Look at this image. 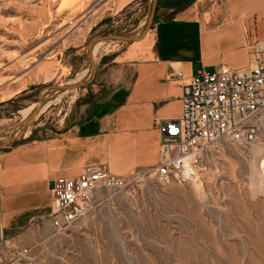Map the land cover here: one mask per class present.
<instances>
[{
  "label": "rangeland",
  "instance_id": "rangeland-1",
  "mask_svg": "<svg viewBox=\"0 0 264 264\" xmlns=\"http://www.w3.org/2000/svg\"><path fill=\"white\" fill-rule=\"evenodd\" d=\"M169 1L0 0V153L89 128L124 102ZM135 42L142 48L132 55ZM206 152L196 182L158 185L154 166L137 169L124 189L98 190L90 214L64 233L45 211L36 226L5 231L0 248L17 238L33 246L36 264H264V135L256 144L224 138Z\"/></svg>",
  "mask_w": 264,
  "mask_h": 264
},
{
  "label": "crops",
  "instance_id": "crops-1",
  "mask_svg": "<svg viewBox=\"0 0 264 264\" xmlns=\"http://www.w3.org/2000/svg\"><path fill=\"white\" fill-rule=\"evenodd\" d=\"M154 25L151 58L139 67L124 102L111 113L89 128L52 130L0 153V237L26 223L36 226L40 214L50 210V182L57 177L107 164L129 179L137 169L156 166L161 156L157 120L181 115L182 85L190 76L203 67H252L258 42L264 46V0L211 6L197 1ZM141 45L135 42L129 53L137 54ZM175 69L183 75H175ZM3 243L31 246L17 238Z\"/></svg>",
  "mask_w": 264,
  "mask_h": 264
},
{
  "label": "built area",
  "instance_id": "built-area-1",
  "mask_svg": "<svg viewBox=\"0 0 264 264\" xmlns=\"http://www.w3.org/2000/svg\"><path fill=\"white\" fill-rule=\"evenodd\" d=\"M257 44L250 68H201L182 85L183 109L173 119H159L160 161L151 176L158 185L191 184L208 171V145L227 138L256 144L264 132V54ZM174 74L182 76L180 69ZM107 164L83 167L74 176L53 179L48 220L56 234L67 231L92 211L100 189L122 190L132 181ZM135 179H138L137 177ZM7 264H36L33 247L10 245ZM6 252V250H5Z\"/></svg>",
  "mask_w": 264,
  "mask_h": 264
},
{
  "label": "trees",
  "instance_id": "trees-1",
  "mask_svg": "<svg viewBox=\"0 0 264 264\" xmlns=\"http://www.w3.org/2000/svg\"><path fill=\"white\" fill-rule=\"evenodd\" d=\"M196 0H172L169 1L165 8L168 9L167 11V19L172 18L176 13L186 10L188 6L192 5ZM161 2V0H160ZM159 7V6H158ZM159 8H157V13L159 12Z\"/></svg>",
  "mask_w": 264,
  "mask_h": 264
},
{
  "label": "water",
  "instance_id": "water-1",
  "mask_svg": "<svg viewBox=\"0 0 264 264\" xmlns=\"http://www.w3.org/2000/svg\"><path fill=\"white\" fill-rule=\"evenodd\" d=\"M156 1L155 0V5H156ZM154 12H153V15L152 17L154 16L155 12H156V9H155V6L153 8ZM107 38H113V39H118V40H122V41H125V40H134L135 38H132V37H128V36H109ZM94 42H96V40H93V42L90 44V49L92 50V47H93V44ZM82 84H79V85H68V86H58L59 89L63 90V89H72V88H79ZM53 186V182L51 181L50 182V188Z\"/></svg>",
  "mask_w": 264,
  "mask_h": 264
},
{
  "label": "bare ground",
  "instance_id": "bare-ground-1",
  "mask_svg": "<svg viewBox=\"0 0 264 264\" xmlns=\"http://www.w3.org/2000/svg\"><path fill=\"white\" fill-rule=\"evenodd\" d=\"M259 44H260V43H259ZM260 46H262V48L264 49L263 44H260ZM41 107H42V106H41ZM38 108H40V107H38ZM40 110H41V109H40ZM40 110H39V111H40ZM29 113H30V112H29ZM35 114H37V113H35ZM33 116H34V115H33ZM28 117H29V116H28ZM29 118H30V117H29ZM256 151L258 152L259 150L256 149ZM256 151H255V152H256ZM259 153H260V152H259ZM259 166H261V168L264 169V156L261 158V160H260V162H259Z\"/></svg>",
  "mask_w": 264,
  "mask_h": 264
}]
</instances>
